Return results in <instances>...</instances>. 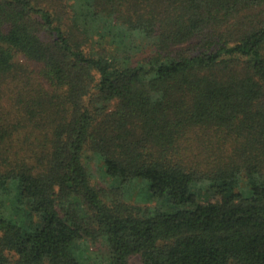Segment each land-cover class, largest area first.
<instances>
[{"label": "trees", "instance_id": "1", "mask_svg": "<svg viewBox=\"0 0 264 264\" xmlns=\"http://www.w3.org/2000/svg\"><path fill=\"white\" fill-rule=\"evenodd\" d=\"M133 256L264 264V0H0V264Z\"/></svg>", "mask_w": 264, "mask_h": 264}, {"label": "rangeland", "instance_id": "2", "mask_svg": "<svg viewBox=\"0 0 264 264\" xmlns=\"http://www.w3.org/2000/svg\"><path fill=\"white\" fill-rule=\"evenodd\" d=\"M87 167L91 168L92 174L94 176L92 179V184L94 186L100 188L109 185V183L111 185L115 184L110 181H107L109 183L106 184L105 178L103 177V163L101 164V158L98 155H93L92 153L87 154ZM122 190L126 200L133 205H138L140 207H146L150 205L153 209L170 210L167 202L162 203V201H160L159 205H156L155 200L150 197L147 182L141 179H133V181L127 183L126 186L122 188ZM90 246L93 248V250L95 249L94 246ZM130 262L133 264H140L139 256H133L130 259Z\"/></svg>", "mask_w": 264, "mask_h": 264}]
</instances>
